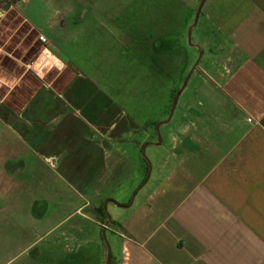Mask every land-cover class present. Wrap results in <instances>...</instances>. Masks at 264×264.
<instances>
[{
	"label": "crops",
	"instance_id": "0c3cea01",
	"mask_svg": "<svg viewBox=\"0 0 264 264\" xmlns=\"http://www.w3.org/2000/svg\"><path fill=\"white\" fill-rule=\"evenodd\" d=\"M67 2L0 0V255L71 242L73 264H87L85 246L105 230L112 264H264V0L208 1L194 45L203 60L159 145L173 89L152 115L140 102L154 107V96L131 94L128 114L77 65V36L92 23ZM124 18L99 25L113 34ZM146 144L162 156L129 205L134 187L120 183L140 171ZM107 200L129 206L112 203L104 227ZM49 202L68 213L45 217Z\"/></svg>",
	"mask_w": 264,
	"mask_h": 264
},
{
	"label": "rangeland",
	"instance_id": "374dc122",
	"mask_svg": "<svg viewBox=\"0 0 264 264\" xmlns=\"http://www.w3.org/2000/svg\"><path fill=\"white\" fill-rule=\"evenodd\" d=\"M208 1L206 0L202 6L197 23L188 39V29L193 23L200 0H165V2L163 0H69L66 7L73 10L78 17L86 15L87 20L92 23L83 35L77 36L78 41L73 51L76 63L79 68L89 71L99 79L100 87L109 93L113 100L120 103L128 114L134 112L137 103L131 94L146 92L152 94L154 107L149 106L146 99L140 102V108L146 115H152L155 109L156 111L159 109L163 97L167 95L170 88L173 92L181 88L189 70L198 58V49L195 51L191 45L197 42V32L200 31L202 15ZM116 13L123 14L125 17L122 22L124 29L113 28V34H110L108 29L99 25L101 20L99 17ZM160 44L162 49L161 53H158L157 46ZM163 48L166 51L170 49L165 58ZM187 54L189 57L191 54L190 59L194 60L191 67L184 70V65L181 68L178 60ZM161 156V153H158L150 158L149 151L141 152L140 171L132 169L129 176L133 175L132 179L126 178L120 183L121 190L124 192L130 190L131 184L134 187L129 194V201L133 202V195L136 196L138 191L143 189L142 187L141 190H137L147 175L149 174L150 177L151 172H155L156 163ZM148 187L149 185L144 190ZM115 197L118 199L120 196ZM112 202L106 206V213L110 218L118 212ZM45 208H47L45 217L58 215L61 217L68 213L66 208L57 211L50 202L45 205ZM107 237L105 234V241L109 246ZM46 238L48 241L52 237ZM98 242L96 244L92 241L85 246L86 252L91 253L87 264H103L105 260L106 244L104 241ZM74 247L75 245L71 242H62L57 244L55 254H34L33 252L6 254V256L1 254L0 264H73L72 254L68 252L71 249L73 251ZM98 247L103 254H95Z\"/></svg>",
	"mask_w": 264,
	"mask_h": 264
},
{
	"label": "water",
	"instance_id": "95a60500",
	"mask_svg": "<svg viewBox=\"0 0 264 264\" xmlns=\"http://www.w3.org/2000/svg\"><path fill=\"white\" fill-rule=\"evenodd\" d=\"M205 1H206V0H200V2H199V5H198V7H197V9H196V12H195V15H194L193 23H192V25H191V26L189 27V29H188V39H189V37H190V34H191L192 29L195 27V25H196V23H197V20H198V17H199L200 11H201L202 6L204 5ZM191 46H194V45H191ZM194 47H195L196 49H198V53H199L198 58H197L196 62L194 63V65L192 66V68L189 70V72H188V74H187V76H186V78H185V81H184V83L182 84L181 88H180V89L176 92V94L174 95L173 100H172L171 109H170V112H169V115H168L167 119L164 120V121L158 122V123L155 125V132H156V143H155V145H159V144L161 143V135H160V132H159V128H160V126L170 121V119H171V117H172V115H173L174 109H175V107H176V103H177V100H178L179 94H180V92L185 88L188 79L190 78L192 72L194 71V69H195L196 66L198 65V63H199V61H200V58H201V56H202V51H201V49H200L198 46H194ZM153 144H154V143H153ZM146 146H147V144L144 145V146L142 147V153H144V150H145ZM148 178H149V174L147 175V177L145 178V180L143 181V183L141 184V186H140L137 190H139L140 188H142V187L146 184ZM134 196H135V194L133 195V198H134ZM133 198H132V199H133ZM108 202H112V201L107 200V201H105V202L103 203V205H102L103 211H104L105 213H106V206H107ZM112 203H113V202H112ZM131 203H132V201H130L129 205H131ZM113 204H114L115 206H117V207H120V208H127V207L129 206V205H128V206L116 205L115 203H113ZM106 216H107V219H106V221H105V223H104V227L107 226L108 223H109L110 220H111V218L107 215V213H106ZM102 235H103L104 242H105V244H106V248H107V255H106L105 264H109V262H110V248H109V246L107 245V242L105 241V230H103Z\"/></svg>",
	"mask_w": 264,
	"mask_h": 264
},
{
	"label": "trees",
	"instance_id": "16d2710c",
	"mask_svg": "<svg viewBox=\"0 0 264 264\" xmlns=\"http://www.w3.org/2000/svg\"><path fill=\"white\" fill-rule=\"evenodd\" d=\"M175 93H176V91L173 92L172 97H174ZM97 212H98L99 215L101 216L102 221L105 222L106 219H107V216H106V213L103 211L102 205L98 208ZM109 264H112L111 260H110Z\"/></svg>",
	"mask_w": 264,
	"mask_h": 264
},
{
	"label": "built area",
	"instance_id": "2783aa9c",
	"mask_svg": "<svg viewBox=\"0 0 264 264\" xmlns=\"http://www.w3.org/2000/svg\"><path fill=\"white\" fill-rule=\"evenodd\" d=\"M38 40L41 44H45L47 42V40L43 37V36H39ZM248 122H251V119H247Z\"/></svg>",
	"mask_w": 264,
	"mask_h": 264
}]
</instances>
